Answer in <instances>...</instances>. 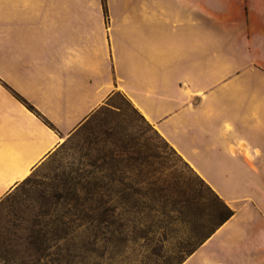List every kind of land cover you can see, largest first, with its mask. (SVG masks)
<instances>
[{"label": "crops", "instance_id": "1", "mask_svg": "<svg viewBox=\"0 0 264 264\" xmlns=\"http://www.w3.org/2000/svg\"><path fill=\"white\" fill-rule=\"evenodd\" d=\"M117 93L235 210L182 264H264V0H0V201Z\"/></svg>", "mask_w": 264, "mask_h": 264}, {"label": "rangeland", "instance_id": "2", "mask_svg": "<svg viewBox=\"0 0 264 264\" xmlns=\"http://www.w3.org/2000/svg\"><path fill=\"white\" fill-rule=\"evenodd\" d=\"M179 183L216 203L195 171L117 93L63 135L57 150L1 201L0 264H156L148 246L171 251L187 237Z\"/></svg>", "mask_w": 264, "mask_h": 264}, {"label": "trees", "instance_id": "3", "mask_svg": "<svg viewBox=\"0 0 264 264\" xmlns=\"http://www.w3.org/2000/svg\"><path fill=\"white\" fill-rule=\"evenodd\" d=\"M28 106L30 109L35 110L32 105L28 104ZM46 122L51 127L53 126L47 120ZM170 147L176 154H178L171 145ZM179 157L183 160V162L186 165L189 166V164L180 155ZM197 176L200 179V181L204 183L208 187V189L214 194L216 198V203L213 205L206 204L205 203L206 197L203 196L202 192H200L198 189L194 187L187 186L184 183L183 184L179 183L178 191H177L178 193L177 203L178 205H180V209H179L180 219L188 225L187 237L186 239H184V241L180 242L171 251H164L163 247L148 246L147 257L151 260L154 258L156 264H182L207 239H209L221 225H223L227 220H229L235 214V210L231 208L226 203V201L203 178H201L198 174ZM29 178L30 177H28L27 179ZM27 179H25L23 182H25ZM108 209L109 208L106 207L104 208V211H107ZM114 209H116V207H114ZM112 224L113 225L117 224L118 228L121 229L124 226L123 225L124 223H122L120 220L112 221ZM132 240H136V239H132ZM158 261L161 262L157 263Z\"/></svg>", "mask_w": 264, "mask_h": 264}]
</instances>
